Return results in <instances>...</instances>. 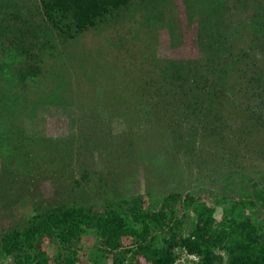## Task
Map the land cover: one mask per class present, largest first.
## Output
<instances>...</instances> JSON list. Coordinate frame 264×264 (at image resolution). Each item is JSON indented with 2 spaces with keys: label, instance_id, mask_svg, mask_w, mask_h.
I'll list each match as a JSON object with an SVG mask.
<instances>
[{
  "label": "trees",
  "instance_id": "1",
  "mask_svg": "<svg viewBox=\"0 0 264 264\" xmlns=\"http://www.w3.org/2000/svg\"><path fill=\"white\" fill-rule=\"evenodd\" d=\"M38 2L32 7H35L34 14L41 16L44 23L36 28L34 39H27L26 45L23 33V39L17 37V42L11 41L14 48H9L15 53L37 59L39 49L47 45L56 48L57 40L63 41L66 36L74 38L91 28L98 29L100 24L103 25L110 16L127 7L132 0ZM197 2L203 7L200 10L202 17L199 26L203 54L196 60H189V63H164L163 57L142 52L144 59L148 61L147 66H135L133 70L137 73L132 72L129 76L125 74L121 82L128 89L132 88L129 85L144 89L143 91L150 92L151 97L134 99L131 113L130 110H124L127 105L122 111L124 115L139 113L145 117L146 111L158 107L157 113L169 117L170 122L180 126L176 129L177 132L189 135V144L194 143L199 133L200 136H212L218 146L226 142V119H223V115L230 108L235 109L232 107L249 113L248 119L253 120L255 128H264V63H261L264 59L259 57V53L264 51V35L260 36L253 30L254 34L250 33L253 36L249 39L252 43L248 48L234 47V38L230 41V47L225 48L230 35L235 37L245 31L248 34L249 30L242 29H247L252 21L258 28H262L264 0ZM7 7L0 5V16L3 18L11 15L22 17L21 13L27 9L19 7L14 8L16 11H11ZM239 16L241 17L238 18ZM227 20L229 24L223 31L222 25ZM3 27L0 23V45H4L2 40L6 31ZM12 65L0 62V74L7 72L15 76L14 83L9 88L18 83L24 84L27 79L36 77L44 69L39 62L25 61L17 67ZM108 70L107 77H103L105 80L109 78ZM114 72L111 71L118 78L119 74ZM9 78L8 76V81ZM123 85L120 83L121 87ZM95 86V92H101L103 97L101 101H92L95 106L91 108L94 112L97 110L94 114L96 118L101 117V132L100 129H95L94 124L100 119L85 120L83 126L79 124L80 134L84 137L85 131L90 143L97 134L104 132V121L112 117L104 109L105 96L111 88L102 83L101 86ZM2 96L0 95V105L4 100ZM113 98L117 99L116 95ZM250 102L262 110L250 108ZM112 105L117 107V104ZM23 130L0 111V149H7L13 163L9 164L12 166L8 169L10 173L3 170L1 173H8L9 177L14 175L17 179L28 171L26 163L35 158L33 146L27 145V141L33 145V135L29 130ZM64 137H39L38 157H44L43 161H48L51 157L58 158L61 166L64 163L72 164L77 151L71 152L68 149ZM23 148L24 151L21 150ZM78 154L76 166L80 167L82 160L78 157L85 152L80 149ZM2 167L4 169L6 166ZM84 173L87 176L84 178L89 179L99 171L92 169L85 170ZM2 174L0 177L4 183L5 177ZM239 174L244 177L243 181L249 179L245 172L241 171ZM80 186V179L74 180L71 185L73 190ZM242 189L244 196L239 199L225 195L214 196L211 200V203L214 202L213 206L209 205V197L207 200L202 199L197 192L192 191L172 192L148 206L145 198L152 196L140 193L120 195L112 200L110 198L99 207L81 204L75 198L65 203L42 206L23 223L4 221L0 225V259L11 256L13 264H77L80 254L88 248L86 253L91 264H177L182 251L198 257L193 261L194 264H264V218L257 212L259 208L264 209V185L261 187L254 183L251 188L242 186ZM194 199L198 201L194 203ZM215 206L223 209L220 220L214 216ZM85 239H90L91 245L86 244Z\"/></svg>",
  "mask_w": 264,
  "mask_h": 264
},
{
  "label": "rangeland",
  "instance_id": "2",
  "mask_svg": "<svg viewBox=\"0 0 264 264\" xmlns=\"http://www.w3.org/2000/svg\"><path fill=\"white\" fill-rule=\"evenodd\" d=\"M38 3V0H0V5L8 6L11 11L27 8L21 13L22 17L0 16L6 31L2 40L4 45H0V62L12 63L13 67L25 61L44 66L36 77L21 85L15 83L17 86L11 88L9 85L14 83L15 76L7 72L0 74V95L4 96L0 105L4 109L1 107L0 111L24 128L23 131H30L33 145L29 141L27 145L33 146L35 157L26 163V173L30 174L24 173L19 179L13 175V180L8 173H1V170L10 173L8 169L12 166L7 149H0V174L5 177L4 183L0 177V225L4 221L23 223L42 206L65 203L74 198L81 204L99 207L110 198L140 193L152 196L145 198L148 206L172 192L192 191L202 199L209 197V205L213 206L211 200L216 195L239 199L244 196L242 186L264 185V128H255L244 109L232 107L235 109L224 112L226 142L218 146L212 136H200L199 133L194 143L189 144V135L177 132L180 126L157 113L158 107L146 111L145 117L139 113L124 115L122 111L127 105L124 110L131 113L134 99L151 97L150 92L132 85L128 89L121 82L125 74L137 73L133 70L135 66H147L142 52L161 56L164 63H189L203 54L199 41L203 7L197 0H132L98 29L91 28L74 38L66 36L63 41L57 40L56 48L41 47L39 59L9 49L14 48L11 41L17 42V37L22 38L23 33L26 45L27 39H34L36 28L44 23L41 16L34 14L35 7L32 6ZM227 24L229 21L223 23V31ZM260 27L252 21L247 29H242L249 30L248 34L245 31L235 37L230 35L225 48L230 47L233 38L234 47L248 48L254 31L264 35V25ZM261 53L259 57L264 59V51ZM107 69L110 74L105 80ZM111 71L119 77L113 76ZM101 83L111 88L109 94L106 93L104 109L112 117L104 121V132L97 134L90 143L85 131L84 137L80 134L79 124L83 126L85 120L100 119L94 124L101 132V117L96 118L97 110L94 112L91 108L95 106L94 101H101L103 97L101 92H95V85L101 86ZM249 106L262 110L253 102ZM39 137L66 138L68 149L77 151L76 157L80 149L85 152L78 157L82 160L81 166H76V157L72 158V164L64 163L63 166L58 158L43 161L44 157H38ZM3 165L6 166L4 169ZM91 168L99 173L84 178L87 177L84 171H91ZM241 171L249 175L246 182L239 176ZM79 179L81 186L73 190V181ZM197 201L194 199L193 202ZM257 212L264 218L263 208ZM214 216L217 220L223 217L221 206H215ZM84 242L92 243L90 239ZM87 250L80 254L77 264H91ZM49 253L53 255V252ZM197 259L196 255L182 251L177 264H194ZM0 264H13L12 257L1 258Z\"/></svg>",
  "mask_w": 264,
  "mask_h": 264
}]
</instances>
